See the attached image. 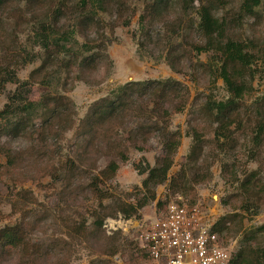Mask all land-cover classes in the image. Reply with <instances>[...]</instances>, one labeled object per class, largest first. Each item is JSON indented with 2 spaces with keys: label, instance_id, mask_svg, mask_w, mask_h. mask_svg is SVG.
<instances>
[{
  "label": "rangeland",
  "instance_id": "374dc122",
  "mask_svg": "<svg viewBox=\"0 0 264 264\" xmlns=\"http://www.w3.org/2000/svg\"><path fill=\"white\" fill-rule=\"evenodd\" d=\"M77 1L63 0L71 10L57 25L39 9H20L19 13L9 9L0 18V69L6 66L4 70L18 82L6 84L0 91V110L8 102L7 96L21 87L23 98L32 103L48 95L67 98L73 122L69 130L49 128L38 137L40 119L33 117L32 136L0 135V229L17 226L28 244L39 247L36 254L6 251L0 255V264H139L133 230L123 222L145 223L157 208L179 199L198 206L210 224L225 215L237 216L230 225L234 233L228 237L237 251L244 233L264 225V130L255 137L257 122L264 121V63L260 59L264 0L256 8V17L235 18L242 0H224L217 12L230 23L228 34L247 44V52L255 56L246 77L250 91L239 103L245 123L237 131L231 127V142L217 134L218 123L209 115L213 102L230 97L218 77V55L193 50L203 42L196 32L197 0L191 4L187 0L190 5L185 12L182 0H171L167 17L142 26L139 17L151 0H111L112 7L97 11L98 23L83 28L73 17ZM42 21L58 34L68 32L69 40H62L67 51L60 54L44 84L28 81L22 87L44 57L35 39ZM177 22L182 29L172 30L171 24ZM186 23L192 25L188 30ZM91 54L98 57L96 62L80 67L79 61ZM5 71L0 70V78ZM166 79L179 84L174 99L169 92L163 102L154 101L148 91L139 90L145 82ZM130 82L135 84L125 90L122 111L100 129V135H105L86 148L87 138L77 135L76 127L95 102L111 98ZM3 124L0 120V129ZM154 124L159 129L151 131ZM174 132L181 137L167 180L154 188V200L132 217L121 213L105 217L95 230V217L114 211L116 202L135 205L143 198L146 171L163 157L165 136ZM193 134L201 137V143L191 152ZM113 148L121 150L126 159L122 161ZM5 153L12 157L10 163ZM109 161L117 162L118 169L105 182L100 171ZM182 170L186 172L185 187L170 191L171 178ZM253 172L257 183H263L259 194L239 186ZM92 186L101 196L93 193ZM250 245L263 249L264 232L256 234Z\"/></svg>",
  "mask_w": 264,
  "mask_h": 264
},
{
  "label": "trees",
  "instance_id": "16d2710c",
  "mask_svg": "<svg viewBox=\"0 0 264 264\" xmlns=\"http://www.w3.org/2000/svg\"><path fill=\"white\" fill-rule=\"evenodd\" d=\"M195 0H190V4ZM113 2V1H112ZM111 0H78L74 5L73 17L76 18V23L80 28L89 24H97V11L105 12L108 8L113 6ZM166 5L163 6V3ZM170 8L171 0H151L146 4L143 13L139 17V23L150 22L154 19L165 18V12ZM187 0H182L183 11L187 5ZM116 3V2H115ZM224 5V0H197L196 15L198 23L196 25V32L202 38L203 42L195 44L193 50L196 53H208L213 52L218 55L217 69L218 77L222 79L223 84L229 93L230 97L226 101L213 102L211 104V115L215 122L218 123V135H220L225 141L233 139L231 135V127L235 131L241 128L245 123L244 118L241 115L240 102L248 95L250 89L246 82V77L250 66L254 63V54L247 52L248 45L240 40L232 37L228 34L229 22L224 17H220L217 12L219 8ZM260 5V0H242L239 6L238 15H234L237 19L241 15L256 17V8ZM73 7V6H72ZM13 10L15 12H21L22 9L33 10L39 9L42 12L43 17H50L54 24L61 17H66L67 12L71 10L66 2L63 0H0V18L3 11ZM21 9V10H20ZM23 12V11H22ZM46 18V19H47ZM21 19V14L17 15V20ZM125 24V22H123ZM40 32L35 34L37 45L43 51L44 57L41 60L40 65L30 72L28 80L21 84L40 83L44 84L46 81L47 73L52 67L58 63V57L60 54L67 51L66 45L63 41L69 40L68 32L64 34H58L53 28H50L45 24V21L38 23ZM178 27L182 29L181 22L171 24V29ZM191 24L186 23L184 28L190 29ZM260 59L264 63V51H262ZM95 54L86 56L79 61L80 67L88 68L91 64H94L98 57ZM6 66L1 65V71H5ZM2 75V74H1ZM15 84V75H11L8 72H4L2 78H0V91L4 90L6 84ZM133 82L127 83L125 87L119 88L114 96L111 98H102L95 102L88 110L87 115L82 119L79 125L76 127V134L85 136L87 138L86 148L92 145L99 136L102 137L105 134L100 135V129L113 121L116 115L121 112L124 106V98L126 89L132 88ZM179 84L175 80L166 79L163 81H148L143 84L139 90L148 91L154 101L163 102L169 92H173V99L178 95L179 91L176 88ZM25 87V86H22ZM21 87L15 88V90L7 96L8 102L0 110V120L4 122L0 129V135H8L10 138H18L25 136H32L35 132V127L32 122V118L36 117L40 119V128L36 131L38 137L44 135L45 130L49 128H57L61 131L69 130L73 126L71 119L72 108L69 100L63 96H45L38 103H32L23 98ZM176 101V99H175ZM261 103H264V98L261 99ZM41 111V112H40ZM162 111V110H161ZM40 112V114H39ZM162 114L166 115V112L162 111ZM39 114V115H38ZM38 115V116H37ZM258 133L255 137H259L264 130V121L259 119ZM151 131L159 129L156 124L150 127ZM164 143V155L158 163L152 168L147 169V176L142 181V189L145 192L143 198L138 199L135 205L125 204L123 202H116L113 208L114 211H107L104 216H96L93 222L95 230L100 229L104 218L108 216H115L116 213H121L125 218L134 216L139 209H141L148 201L154 200L155 193L154 188L163 184L167 180V175L172 165V157L175 154V149L178 145L179 138L181 137L179 132L169 133L166 136ZM201 143V137L193 134V146L191 152L198 149ZM116 149V148H113ZM116 152L120 156V159L124 161L126 158L124 154L116 149ZM8 159V163L12 161L9 154L5 153ZM14 158V157H13ZM118 169V164L115 161H109L106 167L100 171L103 181H111ZM185 173L183 170L177 173L171 178L169 190L173 192L182 191L185 187ZM258 177L253 172L247 175L239 186L249 193L259 194V190L263 187V183H257ZM93 193H98L97 188L92 186ZM97 196H101L100 192ZM161 205V204H158ZM235 215H225L219 218L212 226V231L217 232L224 242L228 243V237L232 235V227L230 225L235 224ZM83 227V226H82ZM239 231V230H238ZM237 231V232H238ZM264 232V225L258 227L253 232L248 234L244 233V240L240 242L237 251L235 252L230 264H264V248H254L250 245L252 239L257 235ZM24 231L20 230L17 226L5 227L0 229V255L6 251L21 249L24 254L28 252L36 254L39 247L36 248L33 245L28 244L27 239L23 235ZM26 239V240H25Z\"/></svg>",
  "mask_w": 264,
  "mask_h": 264
},
{
  "label": "built area",
  "instance_id": "2783aa9c",
  "mask_svg": "<svg viewBox=\"0 0 264 264\" xmlns=\"http://www.w3.org/2000/svg\"><path fill=\"white\" fill-rule=\"evenodd\" d=\"M123 223L133 230L139 264H230L236 252L212 231L213 224L206 222L198 206L181 199L157 208L145 223Z\"/></svg>",
  "mask_w": 264,
  "mask_h": 264
}]
</instances>
